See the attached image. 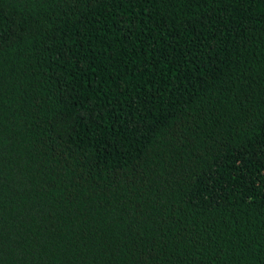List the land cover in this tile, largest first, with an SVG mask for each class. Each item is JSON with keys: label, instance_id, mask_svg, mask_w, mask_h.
Wrapping results in <instances>:
<instances>
[{"label": "trees", "instance_id": "1", "mask_svg": "<svg viewBox=\"0 0 264 264\" xmlns=\"http://www.w3.org/2000/svg\"><path fill=\"white\" fill-rule=\"evenodd\" d=\"M0 264H264V0H0Z\"/></svg>", "mask_w": 264, "mask_h": 264}]
</instances>
